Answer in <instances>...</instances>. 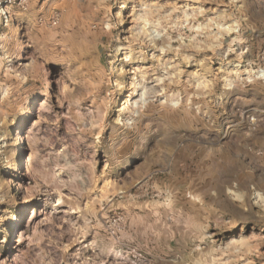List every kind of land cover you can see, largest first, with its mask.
I'll list each match as a JSON object with an SVG mask.
<instances>
[{
  "label": "rangeland",
  "instance_id": "rangeland-1",
  "mask_svg": "<svg viewBox=\"0 0 264 264\" xmlns=\"http://www.w3.org/2000/svg\"><path fill=\"white\" fill-rule=\"evenodd\" d=\"M0 264H264V0H0Z\"/></svg>",
  "mask_w": 264,
  "mask_h": 264
}]
</instances>
